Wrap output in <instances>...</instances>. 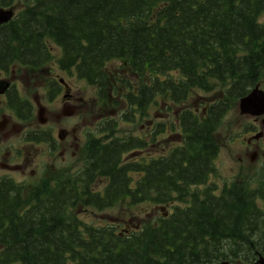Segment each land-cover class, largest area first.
I'll return each instance as SVG.
<instances>
[{
	"label": "trees",
	"instance_id": "1",
	"mask_svg": "<svg viewBox=\"0 0 264 264\" xmlns=\"http://www.w3.org/2000/svg\"><path fill=\"white\" fill-rule=\"evenodd\" d=\"M25 1L17 19L0 25V68L14 61L41 66L52 40L63 50V67L76 65L89 82L104 74L101 88L109 76L103 68L116 60L147 77L153 72L154 90L180 101L192 88L210 91L215 83L226 87L225 99L232 101L264 82V0ZM169 72H177L178 80L161 79ZM140 95L148 98L147 84ZM227 108L219 100L203 116L183 113V146L146 168L137 195L148 196L154 187V200L166 201L171 191L205 181L219 149L213 133ZM97 161L92 169L112 178L103 204L136 195L126 187V167H115L110 146ZM8 190L0 185V264H217L264 253L259 193L245 185L206 196L171 222L129 238L112 227L87 226L55 188L44 190L24 213L18 190ZM164 194L169 196L160 198Z\"/></svg>",
	"mask_w": 264,
	"mask_h": 264
},
{
	"label": "rangeland",
	"instance_id": "2",
	"mask_svg": "<svg viewBox=\"0 0 264 264\" xmlns=\"http://www.w3.org/2000/svg\"><path fill=\"white\" fill-rule=\"evenodd\" d=\"M52 51L54 55H58L59 49L56 46H52ZM59 58V56L57 57ZM52 62H56L54 59ZM52 69H55L57 72L61 73L60 75L65 78V80L69 83L71 86V90L73 92L80 91L79 95L83 97L82 105H80V108L78 109L77 113L78 116L75 117L73 115H69V113L64 112V104L62 97H58L57 99L53 100L52 102L48 100L47 94L45 93V89L39 88V84L41 83L40 79H36V82H29L24 83L20 85V89L23 92L24 95L27 96V98L33 103L35 113L38 109L36 106V101L34 95L39 99L40 102H42L44 105L47 106L45 116L47 118V125L49 127H52L55 134L58 131L59 128L64 127L70 129L71 126L81 127V128H92V127H98V125H102L103 120L108 118L110 114H113L109 108H105L100 103H98L97 99V88L87 84L85 81H79V79H75L74 76L67 71L59 70L58 67L56 68L53 63L51 64ZM261 88L264 89V84L261 85ZM217 92H207V91H201L199 98L196 97V95H192L189 97V100L187 102V105L190 104L191 106L195 107L197 112H200L203 107H205L207 102L209 104L210 101H213L212 99H215L214 94ZM167 100L162 99L161 97L156 98V103L153 107H149V115L150 118H152V114L154 113V119L155 122H166L169 123L171 119L175 118V114H177L178 107L171 105L170 108H168V105L166 103ZM78 102V101H77ZM168 102V101H167ZM4 105V104H3ZM176 112V113H175ZM9 110H6L4 113L5 116L10 115ZM174 113V114H173ZM2 114L3 110L0 107V121L2 120ZM8 114V115H6ZM36 115V114H35ZM112 117V116H111ZM102 118V120H99ZM77 121H76V120ZM147 119V117H146ZM146 119L142 120L139 123H131V122H125V120L121 118V116L118 117V134L124 135L123 132L127 131L128 133H140L139 125L140 123L146 124ZM172 119V120H173ZM254 118L246 117L245 115H241L238 111L237 106L232 108L228 115L225 117L224 122L231 124L223 125L220 129L221 135L224 139V145L222 146L220 152L218 153L216 159H215V167L216 171L211 176L207 184H216L219 189H221L225 182H230L238 173L240 168H243L247 170L248 173L250 171L255 170L257 166H260L262 164L263 159L259 163L258 160L251 162L249 157L246 155L247 152V146L243 137L245 133L249 132L247 129L250 127V124H253ZM108 120V119H107ZM38 120H36V123ZM168 125V124H167ZM256 125L259 127V122L256 123ZM131 130V131H130ZM168 130H171L170 127H168ZM257 131V130H256ZM169 131L166 133H161L157 136L156 141L157 146V156L159 153L165 151V147L168 148L171 145H174L176 143L177 137H173L174 135L177 136V133L174 132L171 135L168 134ZM17 135H13L10 140L7 142H4V146L6 148H10L14 153L16 152L14 150V146L18 147L22 150V153L24 155H28L27 152H31V155L34 154V148L39 149L37 156L36 163L33 164L32 168L35 170H38L37 178L39 175L44 171V173L47 171V174L49 177H52L55 179L59 178L57 175L58 172H60L63 168L68 167L70 165H73L77 160H80V150H84L85 147V137L84 135H81L80 140V148L78 154L75 155L72 154L73 149H77V147H70L68 152V149L66 148L64 150V153L61 152L60 148L58 147H45L40 145L39 147H35L32 145H26L22 139L18 138ZM20 141V142H19ZM78 139H71L72 143L78 142ZM264 142H261V146L264 149ZM11 144V145H10ZM60 145V144H59ZM252 148L249 149L251 151ZM78 151V150H77ZM83 153V151H81ZM0 161V165H1ZM4 171L0 169V174H2ZM10 175H12L17 180H27L29 183H32L33 180H35V177L25 175V177H22V175L19 172H12ZM206 184V185H207ZM202 186L201 188H203ZM169 205H179L178 202L172 201L169 202V204H159L155 207H151L148 203L144 202L136 209H133L128 214H132L133 218L131 222H141L145 221L146 219L150 218L151 215H156L161 211V208L163 209H170ZM184 207L183 204H180ZM126 211V207L124 205H119L118 207H115L111 210H92L90 211H82L81 217L87 219L90 222L96 223V224H105L106 221H109V223L112 222H123L126 223L130 220H128L130 217H124L121 215V212ZM164 211V210H163ZM124 219V220H121ZM138 219V220H136Z\"/></svg>",
	"mask_w": 264,
	"mask_h": 264
},
{
	"label": "flooded vegetation",
	"instance_id": "3",
	"mask_svg": "<svg viewBox=\"0 0 264 264\" xmlns=\"http://www.w3.org/2000/svg\"><path fill=\"white\" fill-rule=\"evenodd\" d=\"M71 96H72V94H71ZM68 108H69L70 111H73V109H74V107L72 105H68ZM10 121H11V119H10V117H8V123H7V125L5 126V128L3 130H0V132L5 131V130H7V131L6 132H3L2 136H0V138L3 137L4 139H6L11 134V132L13 130V124H9ZM68 132L69 133H67V135L66 134L64 135V137L62 139V142H61L63 144V146L61 148V152L62 153H64V150L66 148L68 149V152H70L69 148L70 147H73V144L68 141V136L69 135L70 136H74L75 139L78 138L77 137V131H75L74 129H72L71 131L68 130ZM65 137H66V139H65ZM31 144L34 145L33 143H31ZM2 151H3V149L1 148V145H0V155H1V152ZM4 152L6 154H9L8 151H4ZM76 153H77V149H75V150L72 151V154L73 155H75ZM36 154H37V152L35 151V156H36ZM35 156H33L32 158H29L27 160H22L20 157H15L14 162L12 164H9L8 162H5L4 163L2 161L1 162V165L4 166V167H7V168L20 170L21 173L24 174L26 172V169H27L29 163H31V160L32 159L34 160ZM30 173L31 174H34L35 171L34 170H30Z\"/></svg>",
	"mask_w": 264,
	"mask_h": 264
},
{
	"label": "water",
	"instance_id": "4",
	"mask_svg": "<svg viewBox=\"0 0 264 264\" xmlns=\"http://www.w3.org/2000/svg\"><path fill=\"white\" fill-rule=\"evenodd\" d=\"M11 11H5L0 8V22L7 21L11 17ZM0 92L3 88L0 87ZM241 108L244 112H251L253 114H261L264 112V94L255 88L248 96L241 99ZM264 262V259H260Z\"/></svg>",
	"mask_w": 264,
	"mask_h": 264
},
{
	"label": "bare ground",
	"instance_id": "5",
	"mask_svg": "<svg viewBox=\"0 0 264 264\" xmlns=\"http://www.w3.org/2000/svg\"><path fill=\"white\" fill-rule=\"evenodd\" d=\"M215 156H216V155H215ZM215 156H214L213 159H212L213 162H215V159H216ZM211 175H212V172H210L209 175H208V177H207V179H206L205 181L199 183V185L206 183L207 180H208V178H209Z\"/></svg>",
	"mask_w": 264,
	"mask_h": 264
}]
</instances>
